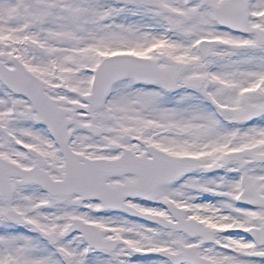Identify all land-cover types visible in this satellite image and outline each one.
Listing matches in <instances>:
<instances>
[{
    "label": "snow or ice",
    "instance_id": "1",
    "mask_svg": "<svg viewBox=\"0 0 264 264\" xmlns=\"http://www.w3.org/2000/svg\"><path fill=\"white\" fill-rule=\"evenodd\" d=\"M0 264H264V0H0Z\"/></svg>",
    "mask_w": 264,
    "mask_h": 264
}]
</instances>
